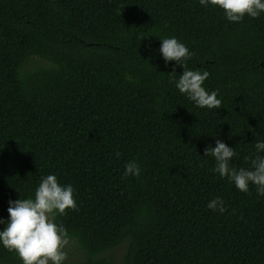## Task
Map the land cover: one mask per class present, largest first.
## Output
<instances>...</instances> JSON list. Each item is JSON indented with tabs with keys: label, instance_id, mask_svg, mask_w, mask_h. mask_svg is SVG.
I'll use <instances>...</instances> for the list:
<instances>
[{
	"label": "trees",
	"instance_id": "obj_1",
	"mask_svg": "<svg viewBox=\"0 0 264 264\" xmlns=\"http://www.w3.org/2000/svg\"><path fill=\"white\" fill-rule=\"evenodd\" d=\"M169 37L195 54L188 69L210 73L219 109L169 83ZM217 139L236 168L264 140V15L229 23L198 0H0V218L54 173L74 189L76 209L55 222L77 264H264V197L211 171L203 152ZM131 160L138 178L123 176ZM215 197L223 215L206 208ZM0 264L21 262L0 247Z\"/></svg>",
	"mask_w": 264,
	"mask_h": 264
},
{
	"label": "clouds",
	"instance_id": "obj_2",
	"mask_svg": "<svg viewBox=\"0 0 264 264\" xmlns=\"http://www.w3.org/2000/svg\"><path fill=\"white\" fill-rule=\"evenodd\" d=\"M202 8L219 9L227 22L240 23L247 16L256 19L264 15V0H198ZM160 57L167 66L172 64L169 83L181 95L197 108L219 109L221 100L216 91L209 92L203 86L210 73L205 69L190 70L185 65L192 60L194 53L175 37L160 38ZM177 66L183 69L176 75ZM129 81L131 80L128 77ZM256 155L251 159L250 167L236 168L231 161L237 155L236 150L217 139L215 146H206L204 157L214 161L211 171L226 179L238 192L247 194L249 186L255 188L257 197H264V140L254 143ZM119 156V153H117ZM140 175V166L135 160L124 164V177ZM74 189L70 184H60L57 176L47 174L40 177L34 196L9 200L7 219L0 218V247L14 252L21 264H65L67 259L65 246L68 243L66 229L55 222L57 215L66 210H75ZM206 208L223 215L227 208L220 197L211 199Z\"/></svg>",
	"mask_w": 264,
	"mask_h": 264
},
{
	"label": "rangeland",
	"instance_id": "obj_3",
	"mask_svg": "<svg viewBox=\"0 0 264 264\" xmlns=\"http://www.w3.org/2000/svg\"><path fill=\"white\" fill-rule=\"evenodd\" d=\"M64 251L66 252L67 259L65 264H77L83 258V253L73 240L68 239V243L65 246ZM124 253V247L120 246L116 249L115 258L119 259Z\"/></svg>",
	"mask_w": 264,
	"mask_h": 264
}]
</instances>
